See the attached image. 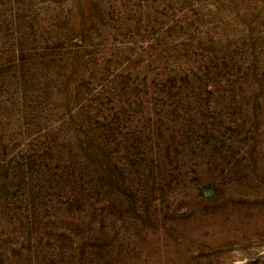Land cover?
<instances>
[{"label":"rangeland","instance_id":"374dc122","mask_svg":"<svg viewBox=\"0 0 264 264\" xmlns=\"http://www.w3.org/2000/svg\"><path fill=\"white\" fill-rule=\"evenodd\" d=\"M215 212L242 235L186 264H264V0H0V264H137Z\"/></svg>","mask_w":264,"mask_h":264},{"label":"bare ground","instance_id":"6f19581e","mask_svg":"<svg viewBox=\"0 0 264 264\" xmlns=\"http://www.w3.org/2000/svg\"><path fill=\"white\" fill-rule=\"evenodd\" d=\"M239 220L240 217L235 214L218 212L213 215L198 214L190 220L177 223L172 232L159 234L154 251L150 252L151 259H138L137 264H186L190 261L189 253L197 243L216 244L226 238L241 236V232L228 233L225 230L227 227H237Z\"/></svg>","mask_w":264,"mask_h":264}]
</instances>
